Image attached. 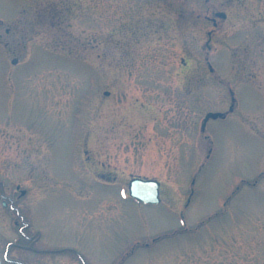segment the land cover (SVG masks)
I'll return each instance as SVG.
<instances>
[{
	"label": "rangeland",
	"instance_id": "obj_1",
	"mask_svg": "<svg viewBox=\"0 0 264 264\" xmlns=\"http://www.w3.org/2000/svg\"><path fill=\"white\" fill-rule=\"evenodd\" d=\"M0 193L85 264H264V0H0Z\"/></svg>",
	"mask_w": 264,
	"mask_h": 264
},
{
	"label": "flooded vegetation",
	"instance_id": "obj_2",
	"mask_svg": "<svg viewBox=\"0 0 264 264\" xmlns=\"http://www.w3.org/2000/svg\"><path fill=\"white\" fill-rule=\"evenodd\" d=\"M20 204L14 197L0 193V209L9 214L8 228L13 232L11 239L0 238V264H61L59 261L62 257L69 258L71 264H85L84 255L78 248L50 239L46 228L35 221L37 214L46 212L47 204L30 202L31 206L27 210ZM54 214H58L57 219L61 220L59 226H68L64 231L67 232L71 228L69 224L73 221L74 208H58ZM182 221L186 224L184 219ZM49 227L55 229L57 226L51 222Z\"/></svg>",
	"mask_w": 264,
	"mask_h": 264
},
{
	"label": "water",
	"instance_id": "obj_3",
	"mask_svg": "<svg viewBox=\"0 0 264 264\" xmlns=\"http://www.w3.org/2000/svg\"><path fill=\"white\" fill-rule=\"evenodd\" d=\"M216 16L220 18H225L226 15L222 12L216 13ZM12 63H16L13 60ZM224 117L221 112H208L202 122L201 130L203 131L206 122L209 119H217ZM129 194L131 197L143 203H159V182L155 179H142V178H132L128 184Z\"/></svg>",
	"mask_w": 264,
	"mask_h": 264
}]
</instances>
